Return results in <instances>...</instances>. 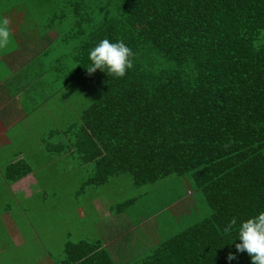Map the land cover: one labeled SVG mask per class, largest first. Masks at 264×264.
Masks as SVG:
<instances>
[{"label":"trees","instance_id":"obj_1","mask_svg":"<svg viewBox=\"0 0 264 264\" xmlns=\"http://www.w3.org/2000/svg\"><path fill=\"white\" fill-rule=\"evenodd\" d=\"M62 1L75 14L79 44L70 52L76 65L69 69L68 52L61 54L55 44L70 40L48 20L46 30L58 31L51 45L59 55L47 57L56 69L51 78L59 82L57 89L76 83L94 98L65 128L62 122L51 126L47 140L57 135L61 140L49 147L47 162L58 160L66 182L75 172L73 163L76 171L95 165L81 191L89 188L104 207L124 212L128 227L154 213L133 224L129 206L141 195L113 204L105 196L110 189L95 188L119 175L130 174L139 187L182 177L183 189L158 213L176 209L188 218L199 206L209 207L199 221L158 242L142 259L124 264H251L246 252L227 260L240 241L235 230L225 235L223 229L233 217L239 225L264 212V0ZM103 39L122 40L135 53L134 68L123 78L100 70L87 73L89 52ZM37 55L41 60L44 54ZM229 138L232 145L225 150ZM26 152L5 167L3 179L13 183L28 174L39 177L47 153ZM186 173L196 190L188 189ZM93 204L86 218L99 210ZM159 226L142 231L136 243L148 238L154 243ZM112 244L82 234L65 242L66 257L56 263L117 264ZM124 257L122 246L116 259Z\"/></svg>","mask_w":264,"mask_h":264},{"label":"rangeland","instance_id":"obj_2","mask_svg":"<svg viewBox=\"0 0 264 264\" xmlns=\"http://www.w3.org/2000/svg\"><path fill=\"white\" fill-rule=\"evenodd\" d=\"M64 5V1L62 0H0V20L7 18L13 22L21 21V30L29 25V30H26V35L28 36L30 33L42 35L47 29L44 25L50 23L48 20L52 18V22L56 24L58 29L62 30V37L65 40L66 38L70 40L68 45L56 44V49L61 54L68 52L67 58L70 57L68 68L70 69L76 65V61L70 52H73L79 44L78 36H76L78 25L75 14L71 13L69 6L63 8ZM36 24L38 25V29L34 31L37 28ZM57 37L53 36V38L48 40V43L51 45ZM59 52H56L55 55L58 56ZM75 85L69 84V89L66 87L62 94L53 96L47 102L46 106L48 108L37 111V114L32 116L31 120L36 127L38 126L36 121L38 117L40 120H44L42 115H45L47 125L49 123L56 124L62 122L61 128H65L76 120L79 111L93 100L94 93L91 92L90 96ZM51 105H55V107H49ZM9 129L8 135L13 139V142L28 145V137L32 130L26 123H23V121L17 122L15 125H11ZM40 134H42L41 130ZM60 140L61 138L59 139L58 135L57 137L48 138V148L44 149L43 152L48 153L50 151L49 147L53 144L57 145ZM38 144H40V141L33 143V147L29 145V150L36 153ZM42 145L43 143H41ZM44 160L46 159L44 158ZM75 163H73V171L75 172H73L71 180H68L69 182H66L67 175L65 172L63 174L62 170L59 171L61 179L58 181V168L55 166L48 165L45 169L39 171V175L42 177L41 189H43L44 195L47 198L46 203L41 206L40 210L36 209L34 212L32 209L29 220H27L26 215L16 214L21 218V223L24 221L23 230L24 239L26 240L18 247L11 246L9 242L10 237L5 238L4 234L6 232L0 231V247H2L0 248V264H40L45 262L57 264L56 261L65 259L66 257L64 251L65 242L67 240L76 241L82 234L83 236L86 234L90 240L98 238L104 244L106 241L113 243L110 247L108 245L105 246L112 248V253L115 261L117 260V264L133 262L145 257L158 242H162L166 238H170L171 235L182 231L186 225L199 221L207 211H210L209 207L205 209L203 206H199V211L192 213L188 218L183 217L182 211L170 209L171 207L168 208L170 209L169 212L164 210V213H158V209L161 206L170 204L183 189L179 183L183 179L180 176L171 175L159 183L139 187L134 183L130 174L119 175L114 178L113 183L105 187L102 185L95 188L99 191L106 189V192L110 189L105 196L109 200L111 199L113 204L127 200V197L131 195H141L136 204L129 206V213H132V217L126 213L132 219L129 220L133 224L139 218L145 217L144 215L154 213L151 218L145 219L139 225L125 226L124 223L126 224L125 220L127 219L124 212L117 213L111 209V206L104 207L98 201L101 198L94 196L89 188L85 192L81 191V185L86 181L85 179L90 173L89 170H93V166L95 167V165H91L90 169H88L89 172L85 169L76 171ZM183 177L185 178L184 181L190 184L188 189L191 191L196 190L192 175L186 173ZM78 188H80V193L79 196H76L75 191ZM93 201H95V204L97 202L99 210L89 214L86 218L84 215L90 213L92 208H95ZM203 203L204 205L206 204L204 201ZM23 206L25 209H28L25 203ZM187 206L190 207V203ZM193 208H196L195 205H193ZM27 221H31L32 223L29 224ZM156 224L160 225L157 234L159 236L155 238L154 243L148 238L142 245L137 244L136 238L142 239L140 236L142 231ZM3 225L4 223L0 219V228ZM32 227L35 230H32ZM128 242H131V244L127 245ZM122 246L125 250V257L119 260L116 258L119 254V248L121 249Z\"/></svg>","mask_w":264,"mask_h":264},{"label":"crops","instance_id":"obj_3","mask_svg":"<svg viewBox=\"0 0 264 264\" xmlns=\"http://www.w3.org/2000/svg\"><path fill=\"white\" fill-rule=\"evenodd\" d=\"M21 23V21H10V43L6 48H0V219L4 223L0 231L6 232L4 237L9 236L10 245L15 247L26 241L23 230L24 221L21 223V218L18 215H26L29 220L32 209L34 212L36 209L40 210L41 206L45 205L47 198L41 189L42 177L40 175L36 177V175L28 174L16 182L9 183L3 179L1 172L8 164L26 155V151L30 149L29 145L32 146L33 143L40 141L36 147V156L39 154L38 149L48 148L46 137L50 135L51 126L60 125L61 122L47 125V119H45V115H42L44 120L42 121L38 117L36 120L38 126L36 127L31 119L37 114V111L48 108L46 104L53 96L63 93V89H57L59 82L51 78L56 69L51 63H47V57L56 53L53 47L56 40L52 43L53 45H50L48 40L53 36H58V31L51 29L46 30L42 35L30 33L27 36L26 30H29V25L21 30ZM36 26L34 31L38 29V25ZM35 45L37 46L35 47ZM37 54H44L41 60ZM36 57L38 60L33 63V59ZM54 76L56 77V75ZM55 105L49 107H55ZM22 121L32 130L28 137V145L13 142V139L8 135L9 127ZM40 130L42 134H40ZM41 143H43L42 146ZM45 159H41L45 161L44 169L48 165H52L58 168L59 173L61 166L47 162L50 159L49 152L45 155ZM24 203L28 209L24 208ZM27 222L32 223L31 221ZM32 230L35 229L32 227Z\"/></svg>","mask_w":264,"mask_h":264},{"label":"clouds","instance_id":"obj_4","mask_svg":"<svg viewBox=\"0 0 264 264\" xmlns=\"http://www.w3.org/2000/svg\"><path fill=\"white\" fill-rule=\"evenodd\" d=\"M10 20H0V48H5L10 43L11 31ZM135 53L124 41L118 40L113 43L108 39L101 40L89 52L91 64L86 68L89 75L97 70L106 72L109 77L123 78L128 70L134 68ZM232 140L224 144L228 150ZM238 233L240 243L235 244L236 252H229L227 260H236L237 253H247L251 257V264H264V212L237 224L233 217L224 227L225 235H231L233 231Z\"/></svg>","mask_w":264,"mask_h":264}]
</instances>
